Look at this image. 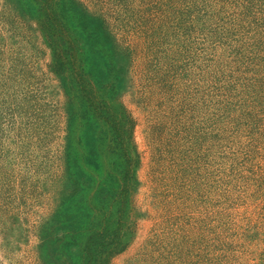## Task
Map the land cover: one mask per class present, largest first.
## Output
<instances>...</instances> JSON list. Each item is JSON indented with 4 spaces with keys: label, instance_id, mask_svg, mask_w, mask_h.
Wrapping results in <instances>:
<instances>
[{
    "label": "rangeland",
    "instance_id": "obj_1",
    "mask_svg": "<svg viewBox=\"0 0 264 264\" xmlns=\"http://www.w3.org/2000/svg\"><path fill=\"white\" fill-rule=\"evenodd\" d=\"M55 3L84 88L40 2L0 0V264H84L125 112L134 226L107 264H264V0Z\"/></svg>",
    "mask_w": 264,
    "mask_h": 264
},
{
    "label": "trees",
    "instance_id": "obj_2",
    "mask_svg": "<svg viewBox=\"0 0 264 264\" xmlns=\"http://www.w3.org/2000/svg\"><path fill=\"white\" fill-rule=\"evenodd\" d=\"M40 2L41 9L46 12V22L43 28L44 36L54 52L56 60L69 65V70L78 86L84 88L86 84V74L83 68L77 62V53L75 44L73 43V35L66 26L64 19L59 10H57L55 0H37ZM135 120L132 116L125 112L119 118L116 116L114 126V135L117 145L120 148L119 155L121 157L120 177L117 201V216L112 225L107 224L94 232L89 239L90 242L85 246L86 255L83 256L84 264H107L109 259L122 250L128 243L131 232L133 231L134 220L130 212L131 198L134 191V176L137 159H132L128 154L131 141V132L133 130ZM131 210V211H130ZM106 238H108L106 240ZM85 251V250H84Z\"/></svg>",
    "mask_w": 264,
    "mask_h": 264
}]
</instances>
